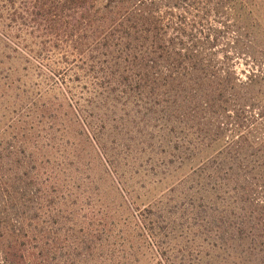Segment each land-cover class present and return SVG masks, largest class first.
Wrapping results in <instances>:
<instances>
[{"label": "trees", "instance_id": "trees-1", "mask_svg": "<svg viewBox=\"0 0 264 264\" xmlns=\"http://www.w3.org/2000/svg\"><path fill=\"white\" fill-rule=\"evenodd\" d=\"M261 36L254 0H0V264H138L72 124L190 165L178 235L132 214L157 264H264Z\"/></svg>", "mask_w": 264, "mask_h": 264}, {"label": "rangeland", "instance_id": "rangeland-1", "mask_svg": "<svg viewBox=\"0 0 264 264\" xmlns=\"http://www.w3.org/2000/svg\"><path fill=\"white\" fill-rule=\"evenodd\" d=\"M254 2L258 23L261 29H264V0ZM260 40L259 46H264V36H261ZM71 126L68 137L77 142L75 148L80 158L78 167L75 165L77 162L68 167L71 170L70 176L75 183H86L88 188L98 191L102 203L97 202V205L105 211L108 210V221H116L124 226L130 245L138 249V264H157L158 257L146 243L145 234L140 225L138 227L134 223L132 214L137 212V209L150 208L148 215L160 226L157 229L161 233L160 239H163L166 225V222H161L162 219L170 221V226L175 227L173 235H178L181 224L179 213L183 207H187V198L183 196L182 191H186L190 186L189 182L182 178L189 173L190 165L185 164L177 168L176 165L158 164L154 157L150 159L147 153L140 155L136 144L120 133L102 138L100 143L104 142L105 145L99 149L76 124ZM110 138L116 139V145ZM70 149L65 146L64 150L69 152ZM88 178L92 184L87 183ZM159 215L163 218H157Z\"/></svg>", "mask_w": 264, "mask_h": 264}]
</instances>
